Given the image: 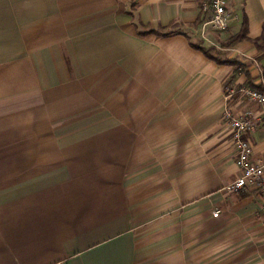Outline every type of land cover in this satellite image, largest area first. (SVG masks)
Masks as SVG:
<instances>
[{
  "label": "crops",
  "instance_id": "obj_1",
  "mask_svg": "<svg viewBox=\"0 0 264 264\" xmlns=\"http://www.w3.org/2000/svg\"><path fill=\"white\" fill-rule=\"evenodd\" d=\"M204 1L0 0V264H264L222 116L264 156V0Z\"/></svg>",
  "mask_w": 264,
  "mask_h": 264
},
{
  "label": "built area",
  "instance_id": "obj_2",
  "mask_svg": "<svg viewBox=\"0 0 264 264\" xmlns=\"http://www.w3.org/2000/svg\"><path fill=\"white\" fill-rule=\"evenodd\" d=\"M236 1L238 0H205L201 4V11L207 15L203 27L225 31L228 27L230 5ZM233 98L254 103L264 109V92L259 90L250 87L227 89L226 102ZM222 116L238 169L237 178L225 190L231 193L255 191L260 195V209L264 213V156L254 160L253 149L247 138L256 129L253 113L245 111L238 115L227 105Z\"/></svg>",
  "mask_w": 264,
  "mask_h": 264
},
{
  "label": "trees",
  "instance_id": "obj_3",
  "mask_svg": "<svg viewBox=\"0 0 264 264\" xmlns=\"http://www.w3.org/2000/svg\"><path fill=\"white\" fill-rule=\"evenodd\" d=\"M245 32H246V29H245V26L243 27V30H242V33L240 35V37H238L239 39H245ZM262 40H264V37H262ZM197 50H200L207 58H210V59H214L212 56H211V53L214 51L212 49H204V48H201V47H195ZM219 62V61H218Z\"/></svg>",
  "mask_w": 264,
  "mask_h": 264
},
{
  "label": "rangeland",
  "instance_id": "obj_4",
  "mask_svg": "<svg viewBox=\"0 0 264 264\" xmlns=\"http://www.w3.org/2000/svg\"><path fill=\"white\" fill-rule=\"evenodd\" d=\"M1 153V152H0ZM1 185V184H0ZM235 193H238V192H235Z\"/></svg>",
  "mask_w": 264,
  "mask_h": 264
}]
</instances>
